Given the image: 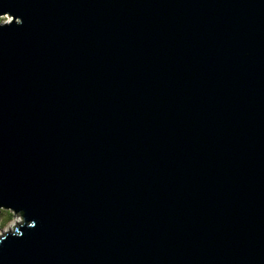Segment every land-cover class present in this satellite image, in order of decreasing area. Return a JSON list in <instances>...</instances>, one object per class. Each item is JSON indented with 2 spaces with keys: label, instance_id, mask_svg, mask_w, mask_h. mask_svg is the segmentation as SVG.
<instances>
[{
  "label": "water",
  "instance_id": "1",
  "mask_svg": "<svg viewBox=\"0 0 264 264\" xmlns=\"http://www.w3.org/2000/svg\"><path fill=\"white\" fill-rule=\"evenodd\" d=\"M3 209L0 264H264V0H0Z\"/></svg>",
  "mask_w": 264,
  "mask_h": 264
},
{
  "label": "rangeland",
  "instance_id": "2",
  "mask_svg": "<svg viewBox=\"0 0 264 264\" xmlns=\"http://www.w3.org/2000/svg\"><path fill=\"white\" fill-rule=\"evenodd\" d=\"M8 212L11 211L3 210L0 212V236L6 232H13V230L17 227V224L21 223L22 221V217H20L18 214H15V212L13 214H9Z\"/></svg>",
  "mask_w": 264,
  "mask_h": 264
},
{
  "label": "trees",
  "instance_id": "3",
  "mask_svg": "<svg viewBox=\"0 0 264 264\" xmlns=\"http://www.w3.org/2000/svg\"><path fill=\"white\" fill-rule=\"evenodd\" d=\"M9 214H13L12 211L11 212H8ZM12 216V215H11Z\"/></svg>",
  "mask_w": 264,
  "mask_h": 264
},
{
  "label": "snow or ice",
  "instance_id": "4",
  "mask_svg": "<svg viewBox=\"0 0 264 264\" xmlns=\"http://www.w3.org/2000/svg\"><path fill=\"white\" fill-rule=\"evenodd\" d=\"M5 18L8 19L9 17L6 16Z\"/></svg>",
  "mask_w": 264,
  "mask_h": 264
}]
</instances>
